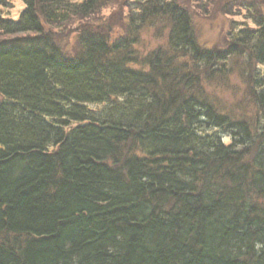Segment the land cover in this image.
I'll return each instance as SVG.
<instances>
[{
    "label": "trees",
    "instance_id": "1",
    "mask_svg": "<svg viewBox=\"0 0 264 264\" xmlns=\"http://www.w3.org/2000/svg\"><path fill=\"white\" fill-rule=\"evenodd\" d=\"M23 1L0 13V264H264V20L208 50L183 9L147 0L163 44L82 32L66 57L50 27L97 0ZM233 56L244 117L204 91Z\"/></svg>",
    "mask_w": 264,
    "mask_h": 264
},
{
    "label": "rangeland",
    "instance_id": "2",
    "mask_svg": "<svg viewBox=\"0 0 264 264\" xmlns=\"http://www.w3.org/2000/svg\"><path fill=\"white\" fill-rule=\"evenodd\" d=\"M34 1L40 5L39 0ZM164 1L176 5L190 15L193 40L197 46L208 50L225 49L233 33L241 29H257L255 23L257 16L264 20V0ZM146 2L147 0H97V8L87 17L79 19L70 16L66 21L52 25L48 35L49 41L55 50L63 56L70 57L80 49L78 38L82 32L106 36L112 41L134 35V29L141 26L138 41L131 48L140 55L145 54L157 45L163 44L166 32L158 18L152 26H147V22L142 24L140 17L148 7ZM24 7L23 0H4L0 6V13L3 17L15 20ZM245 65L244 57L233 56L222 70L218 69L220 66L217 63L213 64L214 67L208 68L210 80L204 83V91L209 100L220 108V112L244 117L241 112L245 113V106L249 108L247 93L242 92L243 81L239 73ZM229 66L234 69L229 70ZM90 107L99 109L102 105ZM229 140L226 136L223 143L227 144Z\"/></svg>",
    "mask_w": 264,
    "mask_h": 264
}]
</instances>
